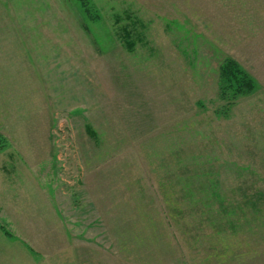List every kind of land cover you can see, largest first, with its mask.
<instances>
[{
	"label": "rangeland",
	"instance_id": "obj_1",
	"mask_svg": "<svg viewBox=\"0 0 264 264\" xmlns=\"http://www.w3.org/2000/svg\"><path fill=\"white\" fill-rule=\"evenodd\" d=\"M87 2L0 0V264H264V0Z\"/></svg>",
	"mask_w": 264,
	"mask_h": 264
},
{
	"label": "trees",
	"instance_id": "obj_2",
	"mask_svg": "<svg viewBox=\"0 0 264 264\" xmlns=\"http://www.w3.org/2000/svg\"><path fill=\"white\" fill-rule=\"evenodd\" d=\"M79 1L85 13L91 14L87 0H79ZM229 63H233L236 66V68L233 67L235 69L233 71L234 74L230 72L231 67H222V70H223V76L225 78L226 77L230 78L228 80V83H231L232 87L243 88V87H247V84L249 85L248 88L250 87L251 89L255 88V86L257 87L256 82L254 81V78L249 74L247 70L242 68L241 64L234 63V62H229ZM243 78L245 79L244 81H243ZM181 170H182V174L185 173L184 175L186 176L192 175V176H195L196 178L205 177L206 175L210 176V177H205L206 180L209 181L210 183L209 186L206 184H200L198 186L199 188L198 190L202 194V196H200L199 198H195L194 195H192L190 196L191 197L190 199H185L187 200V202L189 201L190 204L196 206L195 210H192V212L188 210H183V206H179L180 203H178L177 201L175 202L176 207H178L177 209L181 211L182 215L184 216L187 215L188 217L192 215L193 219L196 217L197 218L201 217L199 218L200 222L196 221L199 223V226H200V229L198 227L199 234L204 237L209 238L208 237L209 235L214 234L212 232L214 231V228H215V221H213V219H214V214L216 215L217 211L219 210L218 208L219 204L221 203L220 208L226 217L229 215L228 211L230 209V204L227 202L226 197H219L216 195V191L218 190L216 189V183L213 181L214 173L212 174V172H206V171L203 172V170L201 171V167L197 168V167H194V166L192 167L189 165L183 167V169ZM201 172L203 175L201 174ZM190 185H183V186L185 188H189ZM192 192L194 191L192 190ZM179 207H182V209H180ZM214 210H215V213L213 214ZM221 210L219 211L221 212ZM199 211L201 212V214H199Z\"/></svg>",
	"mask_w": 264,
	"mask_h": 264
}]
</instances>
